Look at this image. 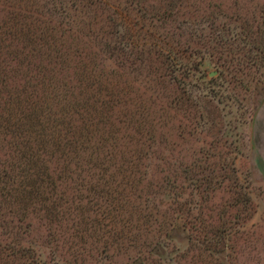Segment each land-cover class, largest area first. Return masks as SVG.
Instances as JSON below:
<instances>
[{
	"label": "rangeland",
	"instance_id": "374dc122",
	"mask_svg": "<svg viewBox=\"0 0 264 264\" xmlns=\"http://www.w3.org/2000/svg\"><path fill=\"white\" fill-rule=\"evenodd\" d=\"M137 1L0 0V24L22 27L24 32H34L35 36L47 35L48 41L40 43L42 48L47 43L56 42L72 45L77 56L72 63L76 67H95L98 71L96 77L100 74V80L103 77L109 79V83L104 82L101 88L107 86L105 93L109 97L118 95L119 100L114 97L112 100L119 101V106L115 107V102L113 107L112 102L110 111L107 110L108 116L112 115V121L118 118L123 122L111 125L116 133H110L108 127L103 131L98 128L84 131L90 125L87 115L89 119L101 117L93 103L100 95L82 88L84 86L77 80L74 65H71L74 71L63 72L60 76L67 90L60 83V89L50 87L40 95V102L44 101L42 108L34 111L35 115L21 127L27 139L35 143L42 133L48 134V129L53 128L49 125L54 122H60L64 128L66 123L68 127L77 124L82 131L78 139L86 148L87 157L94 155L93 163L96 165L92 168L90 160L86 159V165H81L84 172H78L76 166H72L71 173L63 174L66 168L61 169L64 162L58 163V154L42 149V156L41 153L38 155L40 161L32 166L31 173L42 175L38 181L41 184L42 178L45 183L42 191L46 195L49 191L53 198L46 204L48 216L43 212L30 220L32 229L23 244L36 251L41 264H74V260H78L76 264H132L141 254L148 256L140 247L146 237L149 243H155L161 237L158 225L151 228L152 234L146 235L144 230L147 226L143 225L146 221L141 213L145 209L147 213L167 221L175 222L177 219L183 222L185 218L191 223L188 250L172 258L170 264H264V174L253 143L254 123L264 111V64H249L247 59L236 55V60L229 67L218 66V54L214 48L218 37L222 36L209 26V19H214L219 29L233 25L237 17H249L255 8H263L264 0H179L184 5L176 7L180 9L178 17L166 27V31L161 23L156 31L150 29L152 32L147 33L144 30L146 36L161 31L158 37L162 36V42L172 41L177 47L182 45L187 65L186 76L178 75L180 87L186 92L182 94L185 98L183 105L175 99L182 90L179 83L169 84L167 77H162L165 73L163 61L155 53H149L153 48L142 45L137 49L128 47L117 56L107 53V50L100 51L110 43L118 45L119 30L124 31L123 34L129 32L128 24L120 16L130 11L135 13L133 9ZM142 1L157 4L165 10L164 7L176 0ZM86 12L90 14L86 15ZM128 37L126 42L130 45ZM44 50L47 52L46 48ZM85 53L89 55L87 58H84ZM96 53L100 55L96 60L98 66L95 64ZM44 59L45 68L55 66V61L50 66L46 56ZM32 64L40 65L36 60ZM55 67L59 72L60 67ZM29 87L32 86L28 84ZM143 113H146L143 131L151 132L152 139L147 140L144 132L140 136L146 143L135 182L140 199L130 210L131 217L136 219L134 224L142 225L141 231L136 233L137 241L130 245L123 243L110 250L105 247L110 239L104 231L112 219L108 213L110 201L115 197L112 191L127 178L110 175L109 171L119 163L117 160L115 163L107 162L108 147L105 145L108 142L104 138L109 133L111 141L113 137H132L135 132L128 130L127 133L128 125H135L129 124L131 119L138 125ZM16 115L12 106L1 105L0 169L11 161L7 158L12 152L9 143L13 142L7 135L11 130L2 129ZM22 119H13L12 129L17 128ZM96 157L99 160L96 161ZM101 164L108 169L105 176ZM198 167H210L208 170L214 171H206L205 174L214 173L211 177H215L214 189L205 190V185L199 197L205 226V230L201 227L199 233L200 224L194 217L184 214L181 218L177 207L179 193L174 187H191L189 176H196L200 172ZM59 175L63 177L61 180ZM247 194L252 200L251 206L245 202ZM23 195L27 197V192ZM183 196V201L191 199L188 193ZM66 204L71 208L82 207L83 212L64 216L62 220L61 216L50 217L54 207ZM59 210L67 211L60 207ZM138 213L140 221L137 220ZM74 234L78 236L73 238ZM215 234L217 237L213 239ZM211 247L216 250H205ZM77 253L81 256L76 257ZM154 259L158 260L157 257Z\"/></svg>",
	"mask_w": 264,
	"mask_h": 264
},
{
	"label": "trees",
	"instance_id": "16d2710c",
	"mask_svg": "<svg viewBox=\"0 0 264 264\" xmlns=\"http://www.w3.org/2000/svg\"><path fill=\"white\" fill-rule=\"evenodd\" d=\"M181 1H172L171 4H168L169 6L164 7L165 10H162L163 8L157 4L150 5L145 1L138 0L133 9L135 13L130 11L127 15L120 16L121 19L128 24L129 27H127V30H129V32L123 34L124 31L119 30L120 40L116 41L118 45L112 46L110 43V45H108L109 47L105 46V49L100 50H107V53L117 56L128 47L137 49L142 45L143 47L153 48L149 53H151V55L155 53L154 55H157V58L163 61V71L165 73L162 77H167L169 84L179 83V89H182L179 95L175 97L179 105H183L185 98L182 94H186L185 89L180 87L181 79L178 78V75L186 76L187 72V65L184 63V52L181 50L183 49L182 45L179 44V47H177L172 44V41L171 43L162 42V36L158 37V33L161 31H157L156 35L151 33L147 36L145 32H152V29L154 31L158 30L160 23L163 25V28L165 27L166 31V27L173 23L178 17L177 15L180 9L176 7L183 4ZM162 2L165 3V1ZM85 14L88 15L90 12H86ZM251 15V17H237V19H234L233 25L228 24L220 29L214 19H209V26H211L213 30L215 29L214 32H217L219 36H222L218 37L219 39L214 48L216 54H218L217 65H222V68L229 67L231 63L236 60V55H240L241 59H247L249 64H264V7L260 9L255 8L254 13L251 11ZM142 32L143 34H141ZM166 35L168 37V33H166ZM126 37L130 40V45L126 42ZM46 40L48 41V37L45 34L42 35L41 33V36H35L34 32H24L22 27L19 29L15 28V26H7L4 23L0 24V107L1 105L4 107L9 105L16 110L17 115L12 117V120H20V118L23 117L22 122L17 128L12 129V120L10 119L7 121V126L2 129L8 132L11 130L7 135L11 136L10 139H12L13 142H8L12 152L8 154L7 159L11 161H8L9 164H7L6 167L0 169V264H41V260L36 251L23 243L26 242L25 238L32 229L30 220L36 219L34 216H38L40 213H47L49 207H47L46 204L50 203L53 198L49 191V195H46L44 191H42L43 184L45 183L42 178L41 184L38 182L42 175L31 173L32 166L40 161L38 158L42 156L41 152H44L42 149L47 152L50 151L51 153L53 151V155L56 156L58 154V163L64 162L61 169L66 168L63 174L71 173L70 168L72 166H76L78 172H84L81 165H86V159L90 160L89 162L92 164V168L96 165L93 163V160H95L94 155L89 154L87 157L88 153H85L86 148L83 147L78 139V137L82 135V131L77 124H71L68 127V124L64 123L66 127L64 128L61 127L60 122H54V124L49 125L53 128L48 129V134L42 133L41 137H39L40 139L35 140V143L27 139L25 131L21 128L22 126L24 127L30 117L35 115L34 111L42 108L44 101L42 99L43 103L40 102V95L49 91L50 87L53 89H60V83L64 84V89L67 90V85L60 76L63 72L67 73L69 70L74 71L71 65H74L72 60L75 62L77 56L72 45L67 46L66 42H61L60 44H57V42L54 44L47 43L45 46L46 52L44 50L45 48L40 47V43L42 41L47 42ZM95 55V64L98 66L96 60L100 55L98 53ZM45 56L50 66H52L55 61L54 65L60 67L59 72L55 66L51 69H47L43 66ZM88 56V53L84 54V58ZM35 60L38 61L40 65H33L32 62ZM94 68L95 67L90 69L89 66L84 65H79L75 68L77 80L84 86L82 88L96 91L94 94L98 93L100 95L93 100V103L97 105L96 110L101 114V117L89 119V115H87V123L89 120L90 125L88 124L89 127H85L84 131L89 128L95 130L102 129L103 131L106 129L105 127H108L110 133H116V131H112L114 122H118L119 124H123V122L118 118L112 121V115L109 117V112H107V110L110 111V104L112 102L114 103L113 107L115 102V107L119 106V101L112 100L113 97L118 98V95H112L110 96L111 98L107 96L108 94L105 93L108 91L107 86L106 88H101V86L104 82L109 83V79L105 80L103 77V80H100V74L96 77L98 71H95ZM28 84L32 86L29 87V89ZM71 89L74 90L75 87H71ZM102 96L104 97L103 100L101 99ZM106 98H108V101H104ZM117 100H119V98ZM89 102L90 100L88 104ZM49 114L53 115L52 113ZM145 114L146 113H143V115L140 116L141 122H139L138 125L136 121L131 119L129 124L133 123L135 125H128L129 128L127 129V133L128 130L130 132L134 131L135 134L132 137L125 136L120 139L118 137H113L111 141L109 139V133L107 137L104 138L105 140L107 139L108 142V144L105 145L108 147V153L106 155L107 162L117 160L119 163V165L116 164L115 167L109 171L110 175H122L127 178L126 182L120 184L117 189L112 191L115 197L111 199L109 205L110 210L108 211L110 215L109 219H112L104 231L105 234H109L110 242L105 245V247L110 250L119 248V245H124L123 243L130 245L129 243L137 241L138 238L136 237V233L141 231L142 225L140 223L137 225L134 224L136 219L131 217L132 213L130 214V210L135 208L136 200L140 199V193L137 191L138 185L135 182L140 172V161L142 160V153L146 146L145 141L140 139V136L144 132L143 128L146 122L144 117ZM144 133L147 140L152 139L151 132L148 131ZM109 149H111V151H109ZM116 151H118L117 154ZM40 153L41 155L38 156ZM118 156H120V158H117ZM97 160H99V157H96V161ZM115 162L116 161L113 163ZM101 168L104 176L107 175L108 173L106 174V171L108 169H105L103 164H101ZM202 169L203 167H198L197 171L200 172L197 173L196 176L193 174L189 176L190 181H192L191 187L186 185L174 186L179 193L177 207L182 216L181 218H183L184 214L194 217L200 224L197 230L198 233L201 232V227L205 230L203 219L201 218L202 203H200L201 199L199 198L201 196V191H203L205 185H207L205 190L214 189L213 185L215 184V177H211L214 173L211 175L205 174L206 171L210 173V171L214 170H208L210 167L204 168L203 171ZM201 174L204 175L201 176ZM58 177L60 180L63 178L60 175ZM140 177L139 175L138 178L140 179ZM45 182L47 183L48 179L45 180ZM51 184L56 189L52 181ZM141 184L139 186H141ZM25 191L27 192V197L23 195ZM184 193L190 195L191 199L189 201H183ZM245 198L246 204L251 206L252 200L250 196L247 194ZM58 200L60 199L58 198ZM191 202H194L195 205H190ZM59 207L67 209V211H60ZM59 207H54V210L50 211V217L61 216L62 220L63 218L65 219L64 216H72L74 213L83 212L82 207L71 208L67 207V204ZM141 213L143 219L146 221V223L143 224L147 226L144 230L146 235L152 234L151 228L158 225V233L161 234V237L155 243H149L146 237L140 247L148 256L145 257L141 254L136 257L132 264H170L172 258L174 259L188 250L187 244L189 245V241L191 240L189 236L190 221H185V218L183 222H178L177 219H175V222H173V220L167 221L163 219V217L158 218L151 213H147L145 209H143ZM48 214L49 213H47L46 216H48ZM140 219L141 216L138 213L137 220L140 221ZM51 222H53V220H51ZM206 228H208L207 225ZM77 236L78 234H74L72 237L76 238ZM216 237L217 235L215 234L213 239ZM52 240L55 239L52 237ZM212 248L213 247L205 248V250L214 252L216 249L214 250ZM78 255L81 256V253H77L76 257H78ZM155 257H157L158 260H155ZM75 262H78V260H74V264H76Z\"/></svg>",
	"mask_w": 264,
	"mask_h": 264
},
{
	"label": "crops",
	"instance_id": "0c3cea01",
	"mask_svg": "<svg viewBox=\"0 0 264 264\" xmlns=\"http://www.w3.org/2000/svg\"><path fill=\"white\" fill-rule=\"evenodd\" d=\"M253 143L261 172L264 174V111L258 115L253 129Z\"/></svg>",
	"mask_w": 264,
	"mask_h": 264
}]
</instances>
